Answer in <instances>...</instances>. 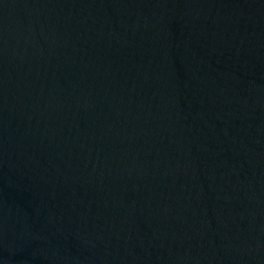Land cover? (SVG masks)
Returning <instances> with one entry per match:
<instances>
[{
    "label": "water",
    "instance_id": "water-1",
    "mask_svg": "<svg viewBox=\"0 0 264 264\" xmlns=\"http://www.w3.org/2000/svg\"><path fill=\"white\" fill-rule=\"evenodd\" d=\"M0 264H264V0H0Z\"/></svg>",
    "mask_w": 264,
    "mask_h": 264
}]
</instances>
